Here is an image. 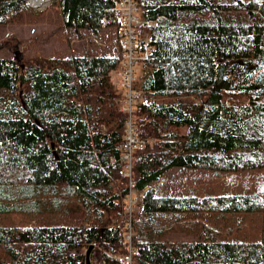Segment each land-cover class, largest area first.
<instances>
[{"label":"trees","instance_id":"trees-1","mask_svg":"<svg viewBox=\"0 0 264 264\" xmlns=\"http://www.w3.org/2000/svg\"><path fill=\"white\" fill-rule=\"evenodd\" d=\"M116 1L50 2L97 52L0 56V264H85L90 245L103 264H264V0H138L156 24L138 28L137 48L148 38L155 49L137 63L132 112L111 77L123 56ZM27 2L0 0V25ZM130 117L143 143L129 175ZM173 167L261 174L255 192H202L167 179ZM14 213L46 217L11 224ZM240 213L261 221L260 238H223Z\"/></svg>","mask_w":264,"mask_h":264},{"label":"rangeland","instance_id":"rangeland-1","mask_svg":"<svg viewBox=\"0 0 264 264\" xmlns=\"http://www.w3.org/2000/svg\"><path fill=\"white\" fill-rule=\"evenodd\" d=\"M38 7L28 5L31 8L23 10L19 19L0 25V41L10 40L6 48L0 50V56H13L18 60L22 58L43 55V56H67L73 53L97 52L101 42L94 35L83 31L82 37H79L74 31H68L64 26L62 15L57 3L50 4L51 0L46 1ZM45 2V3H46ZM33 4V3H32ZM42 4L39 3L38 5ZM37 5V4H33ZM43 8L40 19H33L31 14L33 9ZM79 34V33H78ZM138 67V64H137ZM121 67L112 71V81L123 85ZM256 172H229L224 175H218L215 172H208L205 169H188L184 167H173L167 174V179H175L176 182L198 188L200 191L212 190L215 193H248L255 192L254 183ZM162 182V181H160ZM63 214L50 215L49 219L57 223L65 219ZM44 217L30 214H12L8 216V222L11 224H31L44 222ZM232 219H241L242 225L233 228L230 235L223 236L226 240L238 239L242 241H252L261 236V221L254 214L240 213L231 217ZM239 221V220H236ZM235 225V221L233 222ZM260 225V226H259ZM174 237H180L179 233ZM182 238H190L189 234L181 232ZM89 250V251H88ZM88 247L85 251V264H101V251L97 248Z\"/></svg>","mask_w":264,"mask_h":264},{"label":"built area","instance_id":"built-area-1","mask_svg":"<svg viewBox=\"0 0 264 264\" xmlns=\"http://www.w3.org/2000/svg\"><path fill=\"white\" fill-rule=\"evenodd\" d=\"M115 9L119 11V36L123 44V59L121 65V73L124 80L123 85L128 88L127 96L123 100L122 110L132 112L133 104L140 98V94L134 90L133 82L136 78V63L144 58H146L150 52L155 49V45H151L148 42V38L145 39L144 48L139 51L138 45V27L146 23L148 25H155V20H146L140 16V5L138 0H118L115 4ZM108 22H112V17L104 16L102 18L103 25H106ZM113 74V73H112ZM129 127L126 129L124 141L121 144V147L124 149L122 158L124 160V166L126 167L127 174H131L132 167V153L135 148L140 147L143 143V139L140 138L136 131V127L131 121V117L128 120ZM132 184L133 181H130ZM139 198V194L136 196L129 195L128 204L125 208V211L131 215L135 209L136 202ZM127 238H131V232L127 234ZM127 260H130V257H127Z\"/></svg>","mask_w":264,"mask_h":264},{"label":"bare ground","instance_id":"bare-ground-1","mask_svg":"<svg viewBox=\"0 0 264 264\" xmlns=\"http://www.w3.org/2000/svg\"><path fill=\"white\" fill-rule=\"evenodd\" d=\"M46 1H49V0H34L32 1L33 4H39L42 2V4H44Z\"/></svg>","mask_w":264,"mask_h":264},{"label":"water","instance_id":"water-1","mask_svg":"<svg viewBox=\"0 0 264 264\" xmlns=\"http://www.w3.org/2000/svg\"><path fill=\"white\" fill-rule=\"evenodd\" d=\"M89 251V250H88Z\"/></svg>","mask_w":264,"mask_h":264}]
</instances>
